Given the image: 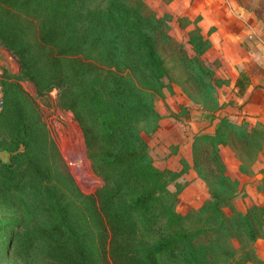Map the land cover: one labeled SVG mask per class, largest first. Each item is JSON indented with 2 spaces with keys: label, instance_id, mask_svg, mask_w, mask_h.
<instances>
[{
  "label": "trees",
  "instance_id": "16d2710c",
  "mask_svg": "<svg viewBox=\"0 0 264 264\" xmlns=\"http://www.w3.org/2000/svg\"><path fill=\"white\" fill-rule=\"evenodd\" d=\"M171 20L145 0H0V45L39 98L57 91L103 181L95 194L81 191L35 102L7 76L0 264H264L252 249L264 238V206L237 210L240 182L220 155L229 146L243 172L264 154L263 124L222 117L214 134L194 139L192 167L210 198L186 214L179 211L185 171L161 169L151 154L148 138L162 120L156 103L174 84L195 104L222 108L220 81L205 60L210 39L197 21L178 18L194 26L189 51L172 37Z\"/></svg>",
  "mask_w": 264,
  "mask_h": 264
},
{
  "label": "rangeland",
  "instance_id": "374dc122",
  "mask_svg": "<svg viewBox=\"0 0 264 264\" xmlns=\"http://www.w3.org/2000/svg\"><path fill=\"white\" fill-rule=\"evenodd\" d=\"M170 1L172 0H145L159 17L165 14L172 16L170 22L172 37L184 44L190 51L189 32L194 29V26L186 27L188 24L186 21L180 25L178 18L186 17L191 22L200 23L202 16L198 13L190 17L182 13L188 10L185 9L183 0L179 2L174 0L173 3ZM186 1L190 2V0ZM191 3L193 4L194 0ZM212 31L213 29L210 30V34ZM204 36L209 38V34ZM214 56V52L209 50L205 54V60L214 70L216 79L220 81L217 98L222 108L214 111L213 108L203 104H195L179 85L174 84L172 93L165 91L158 97L156 106L162 120L158 132L148 138L151 154L159 168H167L175 172L185 171L179 180L183 185V191L179 196V211L183 214L198 210L210 198L207 185L197 176L192 167L194 139L201 134H214L222 117H228L238 124H248V112L243 113V110L238 107L239 103L235 104L238 98H235V92L230 91L229 81L223 77L222 73H219V62L215 61L218 58ZM7 76L17 77L28 96L35 102L52 140L57 145L67 169L81 191L88 195L95 194L103 186V181L92 169L82 130L74 120L73 114L58 106L57 91L52 92L50 97L39 98L34 85L21 78L18 59L0 45V111L3 101V83ZM228 106H231V109ZM220 155L226 165L227 174L240 182V188L233 203L237 210L245 212L253 205L264 206V154L254 160L248 159L243 172L235 152L229 146H221ZM2 158L8 161L9 154L3 152ZM225 212L231 214L228 208ZM235 246L239 247L237 242ZM252 249L258 259L264 261V238L258 240ZM247 264L256 263L251 261Z\"/></svg>",
  "mask_w": 264,
  "mask_h": 264
},
{
  "label": "crops",
  "instance_id": "0c3cea01",
  "mask_svg": "<svg viewBox=\"0 0 264 264\" xmlns=\"http://www.w3.org/2000/svg\"><path fill=\"white\" fill-rule=\"evenodd\" d=\"M191 1L183 0L188 10L182 13L202 16L198 24L204 35L209 34L210 52L238 98L235 104L248 112L250 127L264 125V0Z\"/></svg>",
  "mask_w": 264,
  "mask_h": 264
},
{
  "label": "built area",
  "instance_id": "2783aa9c",
  "mask_svg": "<svg viewBox=\"0 0 264 264\" xmlns=\"http://www.w3.org/2000/svg\"><path fill=\"white\" fill-rule=\"evenodd\" d=\"M2 105V104H1Z\"/></svg>",
  "mask_w": 264,
  "mask_h": 264
}]
</instances>
